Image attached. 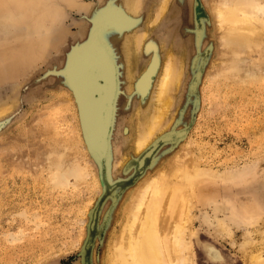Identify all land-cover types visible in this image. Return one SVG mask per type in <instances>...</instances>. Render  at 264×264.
I'll return each mask as SVG.
<instances>
[{
	"label": "rangeland",
	"instance_id": "1",
	"mask_svg": "<svg viewBox=\"0 0 264 264\" xmlns=\"http://www.w3.org/2000/svg\"><path fill=\"white\" fill-rule=\"evenodd\" d=\"M103 1L107 0H0V101L12 98L14 90L23 86L16 106L0 121V264H103L120 234V221L115 219L120 217L123 197L154 161H167L177 148L185 147L200 167L211 171L206 174L216 179L204 181L214 180L219 186L217 195L193 203L192 232L197 236L191 239V264H250L249 250L258 253L264 246V191H260L264 180V41L225 46L215 32L209 0H193L192 9L190 0H170L156 23L148 19L155 15V0L144 1L146 8L142 6L140 15L145 16V23L141 25L151 27L148 32L157 34L159 42L165 38L161 46L172 36L166 47L186 59L189 81L183 86L185 93L182 88L179 94V98L183 94L179 124L162 135L170 139L160 140L141 167L145 154L133 156L132 142L118 143L117 159L126 163L118 167L111 182L109 159L97 166L94 163L101 153L98 144L109 128L103 124L99 141L86 131L81 122L82 94L73 82L74 75L82 80L87 70L103 68L106 75L88 79V94L104 97L110 89L115 60L99 37L112 19H100L96 13ZM85 52L94 56L85 55L78 71H67L68 67L75 69L72 61L78 62ZM21 57L25 63L15 73L10 64ZM67 58L65 70L62 64ZM47 67L51 73L45 72ZM62 103L68 104L64 122L56 115ZM244 166L249 169L243 171ZM234 169L238 172L232 176ZM96 173L99 183L94 179ZM58 174L61 178L56 185ZM250 192L260 202L262 213L250 205L237 217V202L249 201ZM214 205L218 206L217 218L229 224L225 229L232 227L223 236L213 219H217ZM243 234L249 247L241 242ZM203 244L214 246L222 260L211 261Z\"/></svg>",
	"mask_w": 264,
	"mask_h": 264
},
{
	"label": "bare ground",
	"instance_id": "2",
	"mask_svg": "<svg viewBox=\"0 0 264 264\" xmlns=\"http://www.w3.org/2000/svg\"><path fill=\"white\" fill-rule=\"evenodd\" d=\"M144 1L146 0H107L101 3L100 8L97 9L95 7L97 9H95L97 16L100 17V19L107 18L108 16H111L112 19V24L104 27L99 37V41L102 42L101 44L108 48L115 60V75L111 74L112 76L108 84L110 89L105 92V96L95 98L90 96L87 90L88 79H95L99 76L106 75L103 68H98L99 70H87L82 80L74 75L73 80L76 89L81 91L83 98L84 114L81 118L83 127L90 133V136L94 138L95 141L96 138L99 137L100 128H102L103 124H105L104 128H109L108 135L98 144L100 145L101 153L99 157L97 156L98 158L96 161L94 159V163H96L95 166H97L100 164L99 161L102 162L107 158L109 159V168L107 169H109L108 179H110L111 182L117 177L116 173L118 172V167L120 166L121 168L126 163L125 161L121 162L122 159H117V155L119 154L118 143L121 141L122 143L132 142L131 153L133 152V156L135 155L137 157L147 152L149 156L160 139H170V137L166 136L164 138L162 135L168 129L178 126V106L179 101L183 98V94H181L182 96L180 98L179 94L183 91V86L189 81V76H186L188 73L185 64L186 59L184 60L183 56L179 55L178 52L173 53V50H169L170 46L169 48L166 47L172 36L168 35L170 37L168 42H166V46L164 45L165 43L161 46L164 37L162 36L163 38L159 42L157 34L148 32L151 27L147 28L145 24L141 25L145 19L144 15H140L141 10L146 8L143 6V4H146V2L143 3ZM181 1L184 2L183 0ZM192 1L193 0H190L189 2L191 9L193 4ZM169 4L170 0H155V15L153 14L150 18L147 14L149 17L147 18L150 20L152 19V23H156L165 15L169 8ZM207 4L215 32L220 34V38L225 46L243 47L254 41H264V0H209ZM142 6L144 7L143 9ZM185 7L183 10H185ZM40 9L41 8L38 9V12H40ZM178 10H180V8H178ZM49 11L51 10H47L46 13ZM53 13L54 12H52V14ZM179 15L178 13V16ZM186 17L188 16L184 18ZM185 23L184 25H187V23ZM188 27L189 25H187V28ZM187 28H185L184 31H186ZM167 33L171 32L167 31ZM188 34L186 33L185 36L188 37ZM176 35L178 34L176 33ZM182 35H184V33ZM190 37H192V35ZM184 39H186V37ZM175 40L178 41V39ZM86 49L87 51L90 50L87 47ZM177 49L175 48V50ZM187 50L189 51V49ZM85 55L94 56L92 53H82L78 62L76 61L75 63V60L72 61V64L75 65V69L73 67H68L67 71L73 73L78 71V65H80V61ZM95 56L97 55L95 54ZM36 59L38 58H35V60ZM66 62L69 63L68 58L64 60L62 64L63 69L68 66ZM23 63H25L24 58H14L10 64V69H13L15 73L20 72ZM49 71L50 67H47V71L45 72L47 74L51 73ZM42 74H44L43 71ZM76 81H78V84ZM69 84L71 85V83ZM22 87H17L14 90L12 93L14 96H12V98L0 101V121L8 117L16 106L19 100V91ZM186 87L187 86H185V88ZM69 88H72V86ZM75 97L76 96H74V99ZM66 105L68 104L62 103L58 107L59 109L56 113V115L59 116V120L62 122L65 121L63 113L67 110ZM80 128L82 130L81 126ZM80 128L79 131H81ZM82 136L84 137L85 134ZM99 140H101V137L100 139L98 138V141ZM85 145L87 147V144ZM186 148L187 147H185V149L177 148L172 155L170 153L171 156L167 161H154L152 167L145 172L144 176L141 177L139 181L137 180L138 183L136 181L137 184L135 183L136 186L130 191V194L125 198L123 197L124 200L120 208V217H116L115 219V221L117 219L120 221V234L109 248L106 260L103 264H191V252L189 253L192 247L190 246L192 243L191 239L197 236V233L192 232L193 203H201L207 196L217 195L219 193V186L218 183L214 181L216 179L206 174L207 172L205 171L207 169L200 167L199 161L193 158ZM147 154L141 159L138 167L143 165V161L145 157H147ZM127 157H129V155ZM92 166L94 167V164H92ZM247 166L249 165L247 164ZM246 168L249 169L248 167ZM246 168L244 166L242 170L244 171ZM242 170L240 169V172ZM208 172L211 173V171ZM235 172L237 173L238 171L234 169L233 174L232 170L231 175H236ZM216 174L211 175L214 176ZM95 175L96 177L94 179L99 183L97 173ZM225 175L223 174L222 176ZM56 176L59 177L60 175L58 174ZM60 178L61 177L55 181V177L54 184L56 183L57 185ZM208 178L214 180L208 182L207 180L204 181ZM260 191H264V180L260 187ZM256 192L258 193V190ZM250 196V200L247 202H237L236 206L240 209V211H238L236 207L234 208V213L237 217L240 212L248 211L250 205H253L251 207H254L262 213V207L259 206L260 202L256 200L254 193L251 194L250 192ZM204 203L205 202H203V204ZM214 208L213 210L216 215L217 211L215 210L218 209V206L214 205ZM219 210L221 211L222 208L220 209L219 207ZM223 214L224 213H222V216L224 217ZM215 215L213 217H215ZM224 218V220L228 221L227 217ZM213 219L214 221L216 220L215 222L218 224L217 227L223 231H219L221 234H225V232L228 233L232 228L229 227V229V224L222 222L223 218ZM203 220H205V217ZM207 220L204 222L208 223ZM215 222L213 227H216ZM210 223L211 222H209V225ZM229 223H231V225L233 224L232 222ZM226 224H228L226 227L228 229H225ZM231 234H229L230 237L233 235ZM220 236H223V234ZM226 236L230 238L228 235ZM245 236L246 235H244L243 239L241 238L243 240L241 242H244V245L249 247L250 241ZM241 242L240 246L242 245ZM203 249L204 252L208 251L207 257L211 261L219 262L222 260L221 253L214 248V246L203 244ZM244 250H246V248ZM263 250L264 246L258 253L249 250V253L246 255L247 261L250 264H264V256L262 255Z\"/></svg>",
	"mask_w": 264,
	"mask_h": 264
},
{
	"label": "water",
	"instance_id": "3",
	"mask_svg": "<svg viewBox=\"0 0 264 264\" xmlns=\"http://www.w3.org/2000/svg\"><path fill=\"white\" fill-rule=\"evenodd\" d=\"M81 46H82V45H80L79 48L77 47V49H80ZM164 138H165V137H164ZM160 140H161V141H167V139H160ZM147 153H148V152H147ZM147 153H146V154H147ZM151 153H152V152H151ZM151 153H150V154H151ZM146 154H145V156H146ZM147 156H148V154H147Z\"/></svg>",
	"mask_w": 264,
	"mask_h": 264
}]
</instances>
